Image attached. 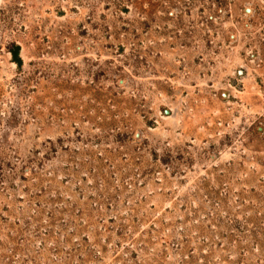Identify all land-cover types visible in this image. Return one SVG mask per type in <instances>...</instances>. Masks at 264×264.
Returning a JSON list of instances; mask_svg holds the SVG:
<instances>
[{
	"label": "rangeland",
	"instance_id": "rangeland-1",
	"mask_svg": "<svg viewBox=\"0 0 264 264\" xmlns=\"http://www.w3.org/2000/svg\"><path fill=\"white\" fill-rule=\"evenodd\" d=\"M0 264H264V0H0Z\"/></svg>",
	"mask_w": 264,
	"mask_h": 264
},
{
	"label": "trees",
	"instance_id": "trees-1",
	"mask_svg": "<svg viewBox=\"0 0 264 264\" xmlns=\"http://www.w3.org/2000/svg\"><path fill=\"white\" fill-rule=\"evenodd\" d=\"M19 52V48L18 47H14L11 51H10V55L12 58V61L16 64V66L18 67L19 65H21V60L18 57V53Z\"/></svg>",
	"mask_w": 264,
	"mask_h": 264
}]
</instances>
